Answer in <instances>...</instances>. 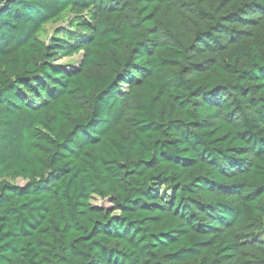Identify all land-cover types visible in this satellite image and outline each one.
Returning <instances> with one entry per match:
<instances>
[{
  "label": "trees",
  "instance_id": "obj_1",
  "mask_svg": "<svg viewBox=\"0 0 264 264\" xmlns=\"http://www.w3.org/2000/svg\"><path fill=\"white\" fill-rule=\"evenodd\" d=\"M263 231L264 0H0V264H264Z\"/></svg>",
  "mask_w": 264,
  "mask_h": 264
},
{
  "label": "rangeland",
  "instance_id": "obj_2",
  "mask_svg": "<svg viewBox=\"0 0 264 264\" xmlns=\"http://www.w3.org/2000/svg\"><path fill=\"white\" fill-rule=\"evenodd\" d=\"M58 25L64 26V25H66V22L56 24V25H48L46 32L41 36V38L43 40L49 39L50 36L52 35L53 31H54L55 26H58ZM80 58H81V53L75 54L71 57H63L58 61V63L66 66V67H75L78 65ZM17 184L23 185L24 181L21 179H18ZM91 202L93 205H97V206H110V203L108 201L101 200L97 197H94ZM261 237H264V231L262 232Z\"/></svg>",
  "mask_w": 264,
  "mask_h": 264
}]
</instances>
